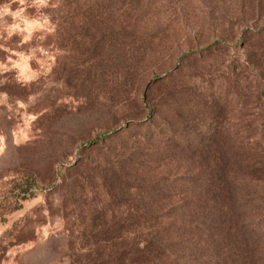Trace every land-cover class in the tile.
<instances>
[{
  "label": "rangeland",
  "instance_id": "rangeland-1",
  "mask_svg": "<svg viewBox=\"0 0 264 264\" xmlns=\"http://www.w3.org/2000/svg\"><path fill=\"white\" fill-rule=\"evenodd\" d=\"M58 6L0 0V264L115 252L122 241L102 231L129 224L133 244L138 229L163 225L129 222L136 201L187 213L191 180L210 186L201 201L219 202L231 169L264 166L248 158L264 157V0H139L137 26L152 39L127 50L113 39L116 11L98 24L111 32L90 40L72 32L84 19L52 18ZM177 138L182 148L169 145ZM27 180L35 197L8 213L2 199ZM156 182L180 190L138 189ZM246 219L249 256H233L229 235L228 264H264V206Z\"/></svg>",
  "mask_w": 264,
  "mask_h": 264
},
{
  "label": "trees",
  "instance_id": "trees-1",
  "mask_svg": "<svg viewBox=\"0 0 264 264\" xmlns=\"http://www.w3.org/2000/svg\"><path fill=\"white\" fill-rule=\"evenodd\" d=\"M3 2L11 0H1ZM59 5L52 18L64 19L70 18L84 19L81 29H73L72 32L83 35L84 37L95 40L105 34L110 33L111 28L105 31L98 27L99 21H103L106 16H111L116 11L118 13V28L114 38L121 42L123 50L130 47L148 44L152 38L151 32L141 31L137 23L141 14V9L137 7L139 0H50ZM70 33V31H65ZM148 38L150 40H148ZM264 94V89L261 91ZM260 97V96H259ZM168 124L164 129L167 130ZM168 130H171L170 128ZM106 135L100 138H105ZM154 138V137H152ZM159 139V137H158ZM160 140V139H159ZM169 143L168 141H163ZM201 143V142H200ZM197 141L196 145H200ZM175 145L182 148L183 142L180 138L173 140L169 145ZM193 144V143H192ZM168 145V144H167ZM194 144L191 148H193ZM248 158H256L263 162L264 157L257 150H251ZM229 192L225 199L214 202L212 200L201 201L198 193L208 189L210 186H204L202 183L197 184V180L190 181V192L193 194L192 200L187 203H177L166 207V213L156 215L149 212L144 205L136 201L134 206L141 212L139 215L129 217L134 226L141 227V224L153 223L160 225L157 228L150 229L143 233L138 229L133 234V244H124L130 239L129 224H122L121 227L111 228L102 231L100 236L102 240L112 242L121 240V249L107 254H100L97 257H87L82 260V264H186V257L191 254V264H228L232 250L233 256L238 251V258H247L248 250L244 251L243 247L247 246L250 239L248 230L247 214L259 212V206H264L261 202L264 200V166H239L229 171ZM181 177L177 179L179 182ZM169 185L162 182L144 184L140 183L138 189L143 193H160V192H178L179 183ZM219 183L218 189H221ZM33 183L30 180L12 187L2 200L5 203L25 201L35 197L32 191ZM197 196V197H195ZM197 198V199H196ZM247 206V207H246ZM20 209V205L8 207L7 212L13 213ZM168 211V212H167ZM143 220V222H142ZM245 224V225H244ZM246 228V229H245ZM5 233L4 235H6ZM229 241L226 240L228 236ZM3 237V236H2ZM129 247V248H128ZM2 249H0V254ZM113 253V255H112ZM105 257H101V256ZM249 264H259L250 256ZM185 261V262H184Z\"/></svg>",
  "mask_w": 264,
  "mask_h": 264
}]
</instances>
